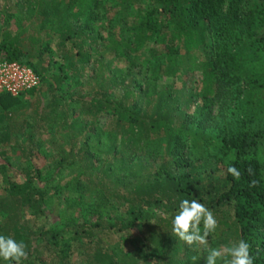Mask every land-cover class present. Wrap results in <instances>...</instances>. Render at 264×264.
Returning <instances> with one entry per match:
<instances>
[{
  "label": "trees",
  "instance_id": "trees-1",
  "mask_svg": "<svg viewBox=\"0 0 264 264\" xmlns=\"http://www.w3.org/2000/svg\"><path fill=\"white\" fill-rule=\"evenodd\" d=\"M249 1L66 0L58 8L27 0L16 21L33 27L28 47H20L19 32L0 42V59H17L41 76L35 88L0 92V176L6 182L0 235L27 245L21 264H204L203 247L196 251L172 234L183 199L200 201L218 220L208 247L229 230L230 244L247 241L254 264H264V116L248 119L245 108L260 79L247 62L264 56V0ZM107 5L115 9L111 17ZM47 6L55 20L41 34L34 23L44 20ZM48 38H55V48L44 43ZM200 49L206 58L198 95L204 105L218 97L221 114L232 105L218 124L221 174L201 170L189 153L194 138L190 144L183 107L197 93L174 86L184 81L183 54L195 59ZM43 50L52 54L49 64L36 67L22 58L27 52L41 60ZM144 52L143 77L127 80L128 72L111 71L112 58L129 71ZM161 76L171 80L158 87ZM100 113L112 118L101 125ZM230 166L241 172L239 179L228 173ZM63 170L69 176L60 182ZM61 188L71 192L65 199L72 204L51 215L47 209ZM111 199L126 205L123 215L107 211Z\"/></svg>",
  "mask_w": 264,
  "mask_h": 264
},
{
  "label": "rangeland",
  "instance_id": "rangeland-1",
  "mask_svg": "<svg viewBox=\"0 0 264 264\" xmlns=\"http://www.w3.org/2000/svg\"><path fill=\"white\" fill-rule=\"evenodd\" d=\"M55 2L57 3L58 8L62 7L66 0H46V2ZM27 0H0V42L5 39L3 36H6L7 38L12 37V35L16 32L20 33V39L22 40L20 42V47L23 50H26L28 47V43L26 40V35L28 32H30L33 28L31 25L29 26V22L26 21V19L22 20L20 23L21 25H17L16 19L19 18V15L22 16L25 12V3ZM253 1L250 0L247 6H252ZM108 8L106 10V15L111 17L115 13V9L111 5H107ZM50 6H47L46 9L48 10L47 15L44 17V20L39 21L36 20L34 16L31 18L35 19L34 25H36V28L38 27L41 34L44 33L51 22L55 20V13L53 10L49 9ZM74 8V5L71 7ZM125 11L126 9H122ZM21 12V13H19ZM43 18V17H42ZM78 20L72 19V23H77ZM118 22H122L119 20ZM33 25V26H34ZM10 31H9V30ZM31 29V30H30ZM108 30H113L112 26L110 25L107 29H104L103 32L107 33ZM44 43H47L50 45V47L55 48V38L52 39H46ZM42 48V47H41ZM200 52L197 58H189L186 56V54H183V78L184 81H176L174 86L179 87L183 90V92H189L190 90L197 93V96L193 99V102L191 103L190 107L185 109V113L183 114L184 118L186 119L187 129L186 132L189 134V142L192 144V148L189 147V153L192 152L196 158L198 166L201 170H212L215 172V174H221L225 170V163L224 160L221 157V154L219 153V149L217 147V142L220 140V132L218 129V124L224 118L225 114L226 116L229 115L231 111L232 105L228 104L227 111L222 110L221 114V105L220 100L216 96H210L208 97V102L206 105H204L205 100L202 98L201 95H198L200 91V78L202 74V68L200 65L201 60L206 58V54L202 49L196 51ZM23 55V59L31 58L32 61H34V65L36 67H40L41 64H45L48 62V60L51 57V53L48 51L43 50L42 59L36 60V57H29L28 53ZM144 56H147V54L144 52L141 53L140 57L136 60V63L129 71H127V63L123 60H118L112 58V72H115L117 74H120L122 72H128L127 74V80H129L132 77L140 78L143 77L145 71L143 70V66L141 65L140 59ZM57 60H60V56H56ZM249 67H254L255 72L260 76V79L257 80L256 86L254 87L251 97L252 99L246 103L245 108L249 110L250 118L251 119L253 114L254 115H261L264 116V78H262V74L264 72V56H261V58L258 61L250 63L247 62ZM49 64V62H48ZM88 68H90V65H88ZM256 68V69H255ZM50 73L56 71L52 66H50L49 69ZM45 76H47L48 73H43ZM88 74V70L86 71V75ZM171 80V77H165L161 76L157 80L158 87H163L167 85V83ZM228 102V101H227ZM26 108V103L22 107V109ZM247 113V112H246ZM228 114V115H227ZM247 116V114H246ZM112 118V115L106 114V113H100L98 116V122L101 125H105L110 119ZM229 117H227L228 119ZM52 136L51 132H47L43 135V138H45L47 141ZM42 137V136H41ZM198 141V142H197ZM188 150V149H187ZM159 158L155 159L152 162L151 166H155L159 163ZM52 163L48 162L46 167H49ZM68 170H63L60 173V177L63 178L60 180V182L64 181V178H68L69 176ZM12 177V176H11ZM60 178V179H61ZM6 192V182L1 179L0 176V195ZM71 195V192L67 188H61L60 193L58 196L54 198V202L50 207L47 209V212H49L51 215L54 214V212L57 211V208H66L69 209L72 202H70L67 198L65 199V196ZM107 203V211L113 216H121L124 214L126 205L123 204L119 200L111 199ZM77 206V204H76ZM54 212H53V211ZM44 219H39V222L43 221ZM112 241L116 242L115 237H111ZM221 239V242H220ZM218 244L214 248H222L226 245L230 244L231 236L229 230H226L223 234L219 235L217 237ZM1 260V259H0Z\"/></svg>",
  "mask_w": 264,
  "mask_h": 264
},
{
  "label": "clouds",
  "instance_id": "clouds-1",
  "mask_svg": "<svg viewBox=\"0 0 264 264\" xmlns=\"http://www.w3.org/2000/svg\"><path fill=\"white\" fill-rule=\"evenodd\" d=\"M251 174V169L248 170ZM235 179H239L241 172L234 166L228 168ZM255 181L252 182V186ZM172 234L186 245L199 251L203 247L206 255L204 264H254V256L251 254V245L241 239L236 243L222 248L208 247V237L218 228V220L213 212L196 199H183L180 201L177 213L172 218ZM202 226V227H201ZM27 245L23 241L0 235V259L8 264H21L28 257ZM192 261L198 260V256H192ZM151 264H158L153 259Z\"/></svg>",
  "mask_w": 264,
  "mask_h": 264
},
{
  "label": "built area",
  "instance_id": "built-area-1",
  "mask_svg": "<svg viewBox=\"0 0 264 264\" xmlns=\"http://www.w3.org/2000/svg\"><path fill=\"white\" fill-rule=\"evenodd\" d=\"M40 80V74L30 65L17 59H0V92L16 95L37 87Z\"/></svg>",
  "mask_w": 264,
  "mask_h": 264
}]
</instances>
